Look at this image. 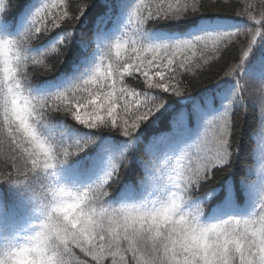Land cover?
I'll return each instance as SVG.
<instances>
[{"label":"snow or ice","instance_id":"6c2138e0","mask_svg":"<svg viewBox=\"0 0 264 264\" xmlns=\"http://www.w3.org/2000/svg\"><path fill=\"white\" fill-rule=\"evenodd\" d=\"M91 4L92 0H81L75 7L69 0H59L58 4L52 5L43 3L18 39L0 38V109L3 112V121L0 122V182L19 185L23 181L24 184L38 170H54L57 164H63L71 154L86 147L79 141L65 144L41 136L36 123L45 110L67 113L89 129L110 125L124 136L132 137L164 106L168 98L165 94L182 96L188 92L177 78L178 72L173 71L174 66L194 72L201 65H192L191 59L201 45L207 47L211 40L215 54L220 51L215 45L243 34L246 37L243 54L239 56L238 63L225 73L231 77L249 57L256 37L260 35L259 29L252 28L207 34L171 45L151 46L141 45L137 38L133 39L126 33L116 39L114 45L110 43L102 49L96 70L74 87L47 97L26 95L22 79L27 80L35 72L45 74L51 71L53 65L47 62V56L52 53L58 54L62 60L63 51L58 45L66 46L72 29ZM24 7L25 0H0V14H3L0 27L5 26L13 11H23ZM256 7L255 3L246 2L239 16H246L264 27V0H261L258 11H254ZM53 8L60 11L53 13ZM206 9L207 5L200 0H158L151 7L139 3L135 5L129 23L139 31L151 19H180L185 14ZM62 26L67 29L65 36L46 53L29 57L22 51L42 33L47 34ZM113 47L115 61L110 55ZM129 48L132 55L121 61V52ZM177 54L184 58L177 61ZM29 64L33 66L31 70ZM153 65L156 66L154 75L149 73ZM126 76L137 80L142 76L143 80L134 88L127 83ZM152 92L156 93L155 97L150 95ZM237 100H251L264 113V81L244 80V84L238 81L223 113L207 121L213 129L212 140L208 142L206 137L199 140L196 153H191L193 145L185 148L177 160L178 166H173L171 157L167 156L147 165V180L158 195L151 201L133 204L142 211L104 206L108 195L105 185L121 171L118 163H112L101 183L79 190L77 197L69 202L72 209L63 214L66 216L63 226L51 233L56 247L53 264H264V202L249 217L240 218L236 239L223 252L212 248V242L206 236L197 242L187 233H181V228L186 226L174 217L177 200L189 184L199 182L201 178L207 179L209 169L210 181H214L216 174L213 170L229 163L230 148L237 143L231 137L239 125V121L230 118L229 113L233 101ZM118 109L122 115H118ZM200 144H207L203 152L199 150ZM120 158L126 166L128 157L122 153ZM184 159L188 160L186 165L181 163ZM53 174L56 172L51 171L49 181ZM43 187L42 195L38 196L34 189L33 193L46 208L48 183ZM162 193L170 194L164 208L160 207ZM192 214L198 215L199 212Z\"/></svg>","mask_w":264,"mask_h":264},{"label":"trees","instance_id":"16d2710c","mask_svg":"<svg viewBox=\"0 0 264 264\" xmlns=\"http://www.w3.org/2000/svg\"><path fill=\"white\" fill-rule=\"evenodd\" d=\"M35 1L37 0H25L23 11L11 13V18L5 26L0 27V38H19L20 34L31 23L32 16L36 11L32 9ZM69 2L75 7L81 3V0H69ZM157 2L158 0H92V4L72 29V35L67 38L66 46L58 45L63 51L62 60L58 54L48 55L47 62L53 65V69L45 74L35 72L27 80L22 79V86L31 91L34 97L52 96L74 87L88 77L76 76L77 67L91 72L98 65L90 60L93 51L98 47L106 49L110 43L115 44L117 38L108 40L112 28L118 29L120 37L127 33L129 37L137 38L141 45L151 46L171 45L189 40L176 35H183L201 23L212 26L211 30L202 32L203 35L252 28L259 29L260 35L256 37L249 58L231 77L225 76V73L233 64L238 63L239 56H242L246 46L244 43L246 41L245 35L240 34L215 45L220 49L215 54L212 52L214 45L211 40L208 41L207 47L201 45L194 56L189 53L188 55L192 56L191 64L201 65L199 68L195 69L194 72H188L182 68L177 69L175 66L173 68V71L178 72L177 78L188 92L182 96L165 94L168 98L164 106L144 123L132 137L124 136L118 129L110 125H101L98 128L89 129L67 113L45 110L44 115L40 118L39 131L46 139L58 140L65 144H74L79 141L81 144H86V147L83 151L71 154L63 164H57L54 170L48 172L38 170L24 184L14 185L0 182V219H5V230L11 236L20 227H25L31 223V213L38 201L34 196L33 189L38 196L42 195L44 193L43 186L49 182L51 171L56 172V176L52 178L55 183L63 185L68 182L66 179L69 171H84L88 167L87 163L100 154L107 161L104 178L110 171L112 163H118L121 166L119 174L109 179L108 184L105 185L108 189V195L104 199V205L114 202V197L122 191L123 187L132 185L134 188L139 186L146 190H154L147 180L149 175L147 165L151 162L146 155V150L151 140L164 133L177 134L182 126L185 130L192 128L196 124V119L202 115L201 108L207 103L208 98L217 93V90H227L232 86L236 89L238 81L240 84H244V80L257 83L263 81L254 74L255 64L262 65L264 62V27L246 16H239V13L244 10L246 2L255 3L257 7L254 11H258L261 0H200L201 3L207 5L205 11L185 14L180 19H151L139 31H135L133 24L129 23L135 5L143 3L151 7ZM51 11L57 13L60 9L53 8ZM141 11L145 15L147 14L145 9L142 8ZM2 15L0 14V16ZM122 15H125L124 19ZM66 31L67 29L62 26L47 34L42 33L39 38L32 41L26 50L22 49V51L29 57L46 53L53 44L65 36ZM132 33L135 37L132 36ZM113 52L114 47L110 55L115 61L117 58ZM129 55L132 53L127 51L123 57H120V60L127 59ZM148 58H151L150 55ZM183 58L182 54H177V61ZM28 67L31 70L33 66L29 64ZM155 71L156 66L153 65L149 69V73L154 75ZM125 79L131 87L135 88L143 80V77L141 76L137 80L134 77L126 76ZM38 87L44 89L42 94H37L38 89H35ZM139 90L137 88V91ZM150 95L155 97L156 93L152 92ZM215 106L217 108L218 104ZM184 110L190 111L191 116L187 119H185L186 114L182 113ZM260 111L261 109L251 100L233 101L229 117L237 119L239 125L238 130L233 132L231 137L237 143L234 145L235 151H231L232 148H230L232 154L229 163L217 166L213 170L216 174L215 183L203 181L199 188L193 186L186 194V202L194 206L195 212H199L201 222L208 218L206 214L208 207L215 202L221 204L225 197L234 196L233 205L237 209L246 208V205H249L250 208L254 207L249 215L243 216V213H238L237 216L232 215L235 218L249 217L259 209L261 202H264V197L261 196L264 194V172L260 170L264 162V123L259 122L257 113ZM181 114L183 115L181 116ZM118 115H122L119 109ZM174 120L182 125L175 129ZM2 121L3 112L0 109V122ZM198 124L202 126V119L199 120ZM206 127L207 141L210 142L213 129L211 125L207 124V121ZM89 140L92 143H87ZM206 145L202 144L201 149ZM67 146L65 145V147ZM122 153L128 157L126 166L120 158ZM191 153H196V151ZM184 161L186 165L188 160L185 159ZM250 199H256V201L246 204ZM200 200H203L202 205L196 204ZM257 205L258 207L255 209Z\"/></svg>","mask_w":264,"mask_h":264},{"label":"clouds","instance_id":"9594fccd","mask_svg":"<svg viewBox=\"0 0 264 264\" xmlns=\"http://www.w3.org/2000/svg\"><path fill=\"white\" fill-rule=\"evenodd\" d=\"M257 116L259 122L264 123V113L260 111ZM231 151H235V148L233 147ZM210 180H212V176L209 169L207 179L201 178L199 182L193 181L188 185L187 190L177 200L174 217L186 226L181 228V233H187L197 242L206 236V239L212 242V248L223 252L226 250V246L236 239L235 233L240 218L235 220L227 218L213 223H203L200 220V214L193 215L190 211L182 210V203L187 198L185 194L188 190L193 186L199 188L201 182ZM212 182L215 183V180ZM21 184H23V181H21ZM48 185L49 200L47 201V207H41L40 209L42 219L35 226V231L19 242H13L0 248V264H53L52 257L56 253V247L55 241L51 238V233L54 229L63 226V221L66 219L63 214L72 209L69 202L77 197L79 190L57 185L53 179L48 182ZM209 187H211V184H209ZM169 195L168 193L161 194V208L167 206ZM116 208L131 212L142 211L133 204Z\"/></svg>","mask_w":264,"mask_h":264},{"label":"rangeland","instance_id":"374dc122","mask_svg":"<svg viewBox=\"0 0 264 264\" xmlns=\"http://www.w3.org/2000/svg\"><path fill=\"white\" fill-rule=\"evenodd\" d=\"M43 3H47V4H49V5H52L53 3H59V0H42V3H41V5L39 6V2L38 3H36V5H37V10L40 8V7H42V5H43ZM117 36H119L118 35V33H117V31L115 30V29H113V31H112V37L111 38H115V37H117ZM128 51V53L129 52H131V49L129 48V49H125V50H123L122 52H121V56L123 57V55L126 53ZM114 54H115V48H114V52H113ZM102 51H100V50H98L97 52H96V56L93 58L92 57V62L94 61V62H100V57L102 56ZM134 62H136V61H134ZM96 70V68L94 69V71ZM93 71V72H94ZM88 71L86 70V69H84V71L82 72L83 73V76H88V73H87ZM92 71H91V73H93ZM263 73H264V71H263ZM26 94V93H25ZM27 95V94H26ZM211 107H213V106H211ZM200 119H202V126H204V128L203 127H201V130H202V132H200L199 131V127L197 128L198 129V131H196V133L199 135V136H202L203 137V135L205 134V137H206V139H208V134H207V127H206V121H208V120H211V119H214L213 118V116H210V117H208V116H202ZM205 137L203 138V139H205ZM158 143H161L164 147H165V151H169L170 150V148L172 147V144H173V140H172V138H165V139H163V140H160V141H158L156 144H154L153 145V147H152V149H151V155L153 156V157H155V155H157V154H159V151H160V148H156V146L158 145ZM206 147H207V145H206ZM179 158H177V159H175L173 162H172V165L173 166H178L177 165V160H178ZM181 163L183 164V160L181 161ZM95 173V172H94ZM80 185L79 184H77V183H75L72 187H71V189H73V190H81V188L79 187ZM135 193H138L137 191L135 192ZM139 194V193H138ZM158 195V193L157 192H154V193H150V194H147L145 197H140V198H137V199H135V198H133V199H129V198H124L123 199V201L121 202V204L119 205V206H117V207H120V206H123V205H126V204H138V203H142V202H147V201H151L152 199H155L156 198V196ZM186 195V194H185ZM182 210H186V211H190V212H193V209L190 207V206H188V205H186V199L183 201V203H182ZM34 221L31 223V225H27V226H25V227H20L17 231H16V233H15V236H13L14 237V239H15V242H19L20 240H22L25 236H27V235H30L32 232H34L35 231V226L39 223V221L42 219V215H41V211H39L37 214H35V216H34ZM6 245H9V241H8V239L6 238V236H5V234H4V232H3V229L2 228H0V248H3L4 246H6Z\"/></svg>","mask_w":264,"mask_h":264}]
</instances>
